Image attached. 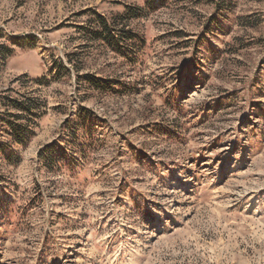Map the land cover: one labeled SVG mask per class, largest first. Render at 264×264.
I'll return each mask as SVG.
<instances>
[{
	"label": "rangeland",
	"instance_id": "1",
	"mask_svg": "<svg viewBox=\"0 0 264 264\" xmlns=\"http://www.w3.org/2000/svg\"><path fill=\"white\" fill-rule=\"evenodd\" d=\"M0 47V264H264V0H0Z\"/></svg>",
	"mask_w": 264,
	"mask_h": 264
},
{
	"label": "trees",
	"instance_id": "2",
	"mask_svg": "<svg viewBox=\"0 0 264 264\" xmlns=\"http://www.w3.org/2000/svg\"><path fill=\"white\" fill-rule=\"evenodd\" d=\"M222 1L223 3H225L227 0H222ZM254 1H259V0H254ZM92 14L95 16V23L97 25V29L89 33L90 37L92 38V40H103L108 45H112L113 41H112V37L110 38V34L106 26L107 25L106 19L101 15H97L96 13H92ZM240 21L241 24H243L246 27H252L257 22L256 20L253 23H251L249 19L246 18L240 19ZM2 50L6 51V49H2V47H0V53ZM7 52L10 53L11 51L7 50ZM87 82L94 87L97 86L96 88H101L100 86L103 87V85H101L99 82L95 80L88 79ZM10 93H12V90L9 89L0 93V106L5 109V114H4L5 118L0 122L6 125V128L9 130L8 135L10 136L11 140L14 143L18 145H24L32 137L33 132L28 125H21L17 123L26 121L27 123L33 125V118L37 119L38 117L37 114L33 113V110L36 109V105L34 103V100L33 101L30 99L25 100L22 97L15 99L9 95ZM10 110L15 111L16 113H9Z\"/></svg>",
	"mask_w": 264,
	"mask_h": 264
}]
</instances>
